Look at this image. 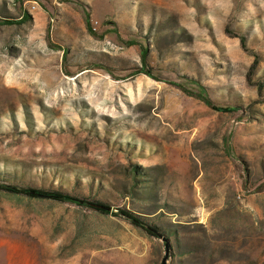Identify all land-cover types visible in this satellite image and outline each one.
Returning <instances> with one entry per match:
<instances>
[{"label":"rangeland","instance_id":"374dc122","mask_svg":"<svg viewBox=\"0 0 264 264\" xmlns=\"http://www.w3.org/2000/svg\"><path fill=\"white\" fill-rule=\"evenodd\" d=\"M0 183L110 207L0 191V264H264V0H0Z\"/></svg>","mask_w":264,"mask_h":264},{"label":"trees","instance_id":"16d2710c","mask_svg":"<svg viewBox=\"0 0 264 264\" xmlns=\"http://www.w3.org/2000/svg\"><path fill=\"white\" fill-rule=\"evenodd\" d=\"M30 19L29 14H25L20 21H13V20H6L3 24H21L27 22ZM242 47L246 48V41L245 38H241ZM148 75H151L149 72ZM206 103H209V100L205 98L203 95L200 96ZM0 191L14 194V195H22L27 196L30 198L36 199H46L60 203H67L76 205L79 207L89 208L101 214H110V209L102 208L107 207L105 204H102L99 201L89 200L85 198H81L66 192L58 191V190H46V189H38L32 187H20L13 184L7 183H0ZM116 216L123 218L124 220L128 221L130 224L135 226L136 228L142 230L146 234L152 237L160 236L158 229L147 222L143 217L128 211L126 209L118 210Z\"/></svg>","mask_w":264,"mask_h":264},{"label":"water","instance_id":"95a60500","mask_svg":"<svg viewBox=\"0 0 264 264\" xmlns=\"http://www.w3.org/2000/svg\"><path fill=\"white\" fill-rule=\"evenodd\" d=\"M102 208H107V209H110V207H105V206H104V207H102Z\"/></svg>","mask_w":264,"mask_h":264}]
</instances>
